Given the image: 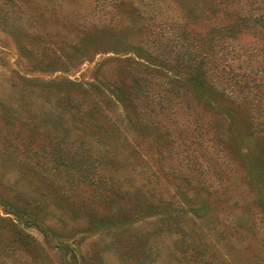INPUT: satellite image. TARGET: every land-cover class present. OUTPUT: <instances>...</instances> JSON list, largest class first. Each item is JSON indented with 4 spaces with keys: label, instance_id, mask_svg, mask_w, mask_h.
<instances>
[{
    "label": "trees",
    "instance_id": "16d2710c",
    "mask_svg": "<svg viewBox=\"0 0 264 264\" xmlns=\"http://www.w3.org/2000/svg\"><path fill=\"white\" fill-rule=\"evenodd\" d=\"M153 1L148 0L149 4ZM184 1L172 2L189 12L201 3L213 11L214 15L217 12L224 13L214 17L216 23L207 31L197 30L193 36H189L183 30H175V25L180 23L177 21L174 24L172 21L171 24L174 25L168 28L167 36L181 39L180 48L173 51L174 56L170 55L171 57L169 56L171 50L168 49V60L164 58L163 61L169 63L170 68L174 70L172 74L167 72L163 75L157 74L179 90L178 92L174 90L177 95L181 92L182 96L204 102H209V98L213 97L224 104L223 109L213 107V114L220 121L215 126L216 130L221 131H216L217 146L227 155L234 168L232 171L239 175V180L248 189L247 193L241 190L234 195L242 196L243 199L250 197L249 203L242 204L234 199L228 184L226 186L220 184L211 190L207 186L198 187L197 190L203 191L207 198L201 202L166 198L158 188L148 184H143L132 191L122 188L115 178L120 168L119 164L109 152L113 147L109 133L118 132L119 126L116 122H110V118L102 113V108L98 104L99 98L91 89L84 88L80 91L84 83L68 78L46 80L36 76L18 75L23 94L13 104L0 101V162L9 160L10 164L17 166L29 181L37 179V183L41 184L40 188L43 189L40 192L44 193L45 190L46 194L58 198L63 208L85 214L90 222L87 225L88 230L105 231L111 238L110 244L119 248L126 258H133L137 264H142L150 256L146 250L149 238L160 233L173 235L171 239L173 250L170 251L169 258L177 264H235L233 259L243 258L263 261L264 0H197L191 5L185 4ZM6 2L14 5L19 2L34 4L29 9L28 18L36 24L35 26L43 28L42 25H45V13L36 10L34 0ZM113 3H116L115 7L126 6L137 17L144 16L143 9L140 10L134 0H113ZM30 10L34 13L31 14ZM154 14L157 13H150L148 17L152 18ZM194 20V16L189 13L183 17L182 26H188ZM106 29L111 30L108 34L112 38L106 43L116 45L119 36L111 25H93L90 29L75 26L74 38L70 41L63 40L62 45L65 47L59 46L60 48L48 52L49 48L44 44L41 55L39 50L34 48L37 41L29 42L31 45L19 42L18 52L19 55L33 59L27 64L31 67H38V62L44 63L48 58L49 61L45 62L48 65L56 67L55 65L59 64L58 67L61 65L63 68L74 69L86 60L89 52L95 53L99 49L102 42L97 40L99 36L96 33L103 34ZM92 33L96 35L93 36ZM243 33H251L258 40L262 37V45L256 49L250 48V54L247 52L249 57L242 61L240 58L245 49L235 56L228 57V47L231 46L230 49L234 50L233 43ZM46 34L44 32L43 36L39 34L38 36L42 38L46 37ZM161 34H164V30L160 31ZM198 46H201V49L196 53ZM147 52L149 56L163 55V52L155 54L150 50ZM252 55H259L255 60L256 64L262 67V73L253 75L250 71L240 72L239 69L243 68L241 62L249 65ZM125 60L131 61L130 58ZM236 66L240 68L237 69ZM119 68L122 83L113 86V93L122 107H129V110H126L128 125L133 124L132 117L135 119L134 127L125 126L126 132L133 133L136 125L143 123L144 134L154 123L153 118L149 117L146 108L139 104V91L135 85L136 76L132 67L124 64ZM255 69H259L258 66ZM89 84L93 86L92 83ZM41 92L44 93L43 101L52 105L55 113L42 115L40 110L35 109L34 99L37 93L42 94ZM147 94L146 89L140 92L142 97H146ZM12 105H15V108ZM82 105H85L84 109ZM204 111L207 112L206 109ZM72 127L77 130L81 127L83 130L81 135L77 134L70 140ZM86 128L89 130H85ZM238 130L243 131L247 140L259 138L261 140L259 149H252L248 144L242 148L237 141ZM91 134L96 136L95 143H100L106 154L96 155L95 158L89 157L82 162L76 153L88 145L86 140ZM89 145L91 147L93 144ZM83 165L86 168L89 188L95 193L99 192L101 197L97 202L91 201L95 204L102 203L100 211L84 201L76 204L70 199L64 187L56 185L52 180L58 173H64L69 177L71 173L80 171ZM97 166L101 167L102 172L96 169ZM96 176L101 178V185L97 186L92 181ZM193 189H196L195 186L189 184L182 191L186 193ZM24 209H26L24 206H18L16 210L11 208L8 210L19 215L24 213ZM255 221L262 226L261 236L253 228L256 225ZM144 223L151 225L152 228L142 232L140 226ZM27 224L31 226V222L27 221ZM49 231L44 229V234L47 235ZM17 239L28 248L35 246L28 233L23 232L21 235L19 233ZM64 248L69 250L66 246Z\"/></svg>",
    "mask_w": 264,
    "mask_h": 264
},
{
    "label": "rangeland",
    "instance_id": "374dc122",
    "mask_svg": "<svg viewBox=\"0 0 264 264\" xmlns=\"http://www.w3.org/2000/svg\"><path fill=\"white\" fill-rule=\"evenodd\" d=\"M172 1L154 0L149 4L148 0H134L140 10L143 9L144 16L137 17L126 6L115 7L113 0H34L36 10L45 13V25H42V28L35 26L36 24L28 18L29 9L34 4L19 2L14 5L0 0V101L13 104L23 94L19 74L46 80L68 78L82 81L84 85L80 91L84 88L91 89L99 98L98 104L102 113L110 118V122H116L119 126L118 132L109 133L113 142L109 152L119 164L115 178L122 188L132 191L148 184L158 188L166 198L191 199L196 202L207 199L203 191L197 190L200 186H207L211 190L220 184H228L233 195L241 190L247 193L248 189L239 180V175L232 171L234 168L229 158L217 146L216 131H221L216 130L215 126L220 121L213 114V107L223 109L224 104L213 97L209 98V102H204L182 96L181 92L177 95L174 92L179 90L160 77L164 72L172 74L174 70L170 68L169 63L163 61L164 58L168 60L167 50H171L169 56H174L173 51L180 48L181 39L168 38V28L178 21L180 25H175V30L180 29L179 31L183 30L193 36L197 30L207 31L216 23L214 17L223 15L224 12L214 15L213 11L201 3L189 12ZM195 1L197 2L185 0L184 3L191 5ZM153 12L157 14L149 18ZM30 13L34 12L30 10ZM189 13L194 16V22L182 26L183 17ZM172 21L174 24H171ZM93 25L113 26L119 36L118 43H106L112 40L108 34L111 30L106 29L103 34L96 33L99 36L97 40L101 41L102 45L95 53L89 52L86 60L74 69L63 68L61 65L58 67L59 64L55 65L56 67L48 65L45 63L49 61L48 58L44 63L38 62V67H31L27 64L33 59L19 55V42L29 45V42L37 41L34 48L42 55L44 44H47L48 52L60 48L59 46L65 47L62 45L63 40L70 41L74 38L75 26L90 29ZM161 30H164L163 35H160ZM44 32L47 33L46 37L39 38L38 34L42 35ZM261 41L262 37L258 40L251 33H243L233 43L234 50L230 49L231 46L228 47L227 55L235 56L245 49L240 58L242 61L249 57L247 52L250 54V48L256 49L262 45ZM147 49L154 54L163 52V55L149 56ZM200 49L201 46H198L196 53ZM258 57L259 55H252L249 65L241 62L243 68H236H240V72L250 71L253 75L262 73V67L256 64L255 58ZM127 58L131 61H126ZM124 64L130 65L134 70L139 104L145 107L149 117L153 118L154 123L144 134L143 123L137 124L133 133L126 132L125 126L134 127L135 119L132 117L133 124L128 125L126 110H129V107H122L113 93V86L122 83L119 67ZM257 66L259 69H255ZM142 83L146 85L142 86ZM183 85L186 86V83L183 82ZM144 89L148 91L146 97L140 95ZM41 93H37L34 99L35 109L40 110L42 115L55 113L53 106L43 101L44 93ZM12 106L15 108V105ZM84 108L85 105H82V109ZM82 130L81 127L80 130L72 127L70 140L77 134L81 135ZM236 134L242 148L248 144L252 149H259V138L247 140L241 130ZM95 138L94 134L89 135L86 140L88 145L76 153L82 162L86 158L106 154L100 143H95ZM89 143L93 145L90 147ZM263 148L264 134L262 150ZM96 169L102 172L100 166ZM22 173L17 166L10 164L9 160L0 162V264H137L133 258H126L119 248L110 244L111 238L105 231L88 230L87 225L90 222L85 214L63 208L58 198L46 194L45 190L44 193L40 192L43 189L36 178L29 181ZM98 177L92 178L97 186L102 184L101 178ZM52 180L56 185H62L76 204L84 201L98 211L101 210L102 203L91 202H97L101 197L99 192L95 193L89 188L84 165L80 171L71 173L69 177L58 173ZM189 184L194 185L196 189L183 193L182 189ZM234 199L242 204L251 201L250 197L243 199L242 196L236 195ZM18 206L26 208L24 213L15 215L8 210H16ZM27 221L31 222V226H28ZM255 224L253 228L260 235L262 226L256 221ZM140 228L145 232L152 226L144 223ZM44 229L50 230L47 235L44 234ZM23 232L29 234L30 240L35 243L34 247L28 248L19 242L17 238L19 233L21 235ZM171 239L173 235L168 233L151 236L146 249L150 256L142 264H177L169 258L170 251L173 250ZM233 261L235 264H264L261 259L243 258Z\"/></svg>",
    "mask_w": 264,
    "mask_h": 264
}]
</instances>
